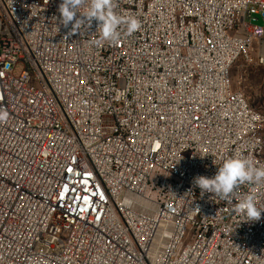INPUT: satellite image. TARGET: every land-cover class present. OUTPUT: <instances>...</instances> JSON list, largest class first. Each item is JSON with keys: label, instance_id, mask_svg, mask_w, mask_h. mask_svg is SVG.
I'll list each match as a JSON object with an SVG mask.
<instances>
[{"label": "built area", "instance_id": "built-area-1", "mask_svg": "<svg viewBox=\"0 0 264 264\" xmlns=\"http://www.w3.org/2000/svg\"><path fill=\"white\" fill-rule=\"evenodd\" d=\"M60 3L0 0V264H264V213L235 211L264 185L193 189L235 154L264 167L230 78L264 66V0H116L141 28L112 42Z\"/></svg>", "mask_w": 264, "mask_h": 264}, {"label": "clouds", "instance_id": "clouds-1", "mask_svg": "<svg viewBox=\"0 0 264 264\" xmlns=\"http://www.w3.org/2000/svg\"><path fill=\"white\" fill-rule=\"evenodd\" d=\"M84 7L87 10L81 13L80 9ZM115 8L116 0H61L59 23L65 28L71 25V33L90 26L95 20L100 33L98 42L117 41L122 30L130 36L141 28L136 17L120 15ZM7 117V111L0 107V122ZM243 185H264V167L239 154L226 158L214 176L197 175L193 178V189L199 188L201 193H210L223 200H228ZM235 211L246 217L242 221L252 222L261 219L264 208L258 207L255 196L248 194L236 205Z\"/></svg>", "mask_w": 264, "mask_h": 264}, {"label": "rangeland", "instance_id": "rangeland-1", "mask_svg": "<svg viewBox=\"0 0 264 264\" xmlns=\"http://www.w3.org/2000/svg\"><path fill=\"white\" fill-rule=\"evenodd\" d=\"M21 66L15 68L18 74ZM233 89L244 93L249 103L264 115V66L239 57L230 71Z\"/></svg>", "mask_w": 264, "mask_h": 264}, {"label": "water", "instance_id": "water-1", "mask_svg": "<svg viewBox=\"0 0 264 264\" xmlns=\"http://www.w3.org/2000/svg\"><path fill=\"white\" fill-rule=\"evenodd\" d=\"M257 23H258L259 25H262V24H263V22H262L260 19L257 21Z\"/></svg>", "mask_w": 264, "mask_h": 264}]
</instances>
